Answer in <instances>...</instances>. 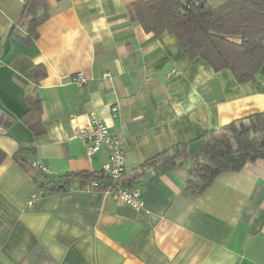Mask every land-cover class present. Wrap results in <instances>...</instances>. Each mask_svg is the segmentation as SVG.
<instances>
[{
  "label": "crops",
  "instance_id": "0c3cea01",
  "mask_svg": "<svg viewBox=\"0 0 264 264\" xmlns=\"http://www.w3.org/2000/svg\"><path fill=\"white\" fill-rule=\"evenodd\" d=\"M138 1L148 0H48L51 18L32 43L25 0H0L1 264H264V161L221 174L198 197L186 190L190 163L149 171L133 184L140 209L78 181L57 193L41 186L108 163L109 147L89 158L69 139L91 114L125 140V182L176 145L197 153L206 132L264 114V66L243 85L215 72L175 36L133 21Z\"/></svg>",
  "mask_w": 264,
  "mask_h": 264
},
{
  "label": "trees",
  "instance_id": "16d2710c",
  "mask_svg": "<svg viewBox=\"0 0 264 264\" xmlns=\"http://www.w3.org/2000/svg\"><path fill=\"white\" fill-rule=\"evenodd\" d=\"M129 14L147 33L175 36L190 59H203L215 72L230 70L239 84L255 83L264 66V0H223L218 7H212L208 0L138 1ZM22 16L29 41L34 43L41 25L51 18L48 0H25ZM29 101L31 111L41 109L40 100ZM197 144V153L190 145L179 144L153 157L123 186H133L149 171L158 177L190 163L186 190L201 196L221 174L239 172L248 163L264 161V114H251L206 132ZM0 158L1 162L4 156ZM103 172L69 173L41 186L46 193H57L78 181L83 189L103 192L112 183Z\"/></svg>",
  "mask_w": 264,
  "mask_h": 264
},
{
  "label": "built area",
  "instance_id": "2783aa9c",
  "mask_svg": "<svg viewBox=\"0 0 264 264\" xmlns=\"http://www.w3.org/2000/svg\"><path fill=\"white\" fill-rule=\"evenodd\" d=\"M172 73L177 74L175 71ZM104 77L105 79L110 78V74H106ZM71 80L79 87H83L87 83L86 81H88V79L81 73L76 74ZM117 111L118 109L114 107L113 112L116 114ZM109 132L107 125L101 122L95 114H91L89 125L86 128L80 129L75 127V133L72 134L69 139H81L85 143L87 156L89 158L100 153L105 146L109 147V160L103 168V173L110 177L112 183L107 190L103 192L108 193L112 199L116 201L124 202L135 209H140L143 207L141 191L135 189L133 186H123L127 175L125 140L119 136L112 135ZM36 167H38L43 175L50 173L44 165ZM97 185L98 184L96 183L92 184L93 187H97Z\"/></svg>",
  "mask_w": 264,
  "mask_h": 264
}]
</instances>
